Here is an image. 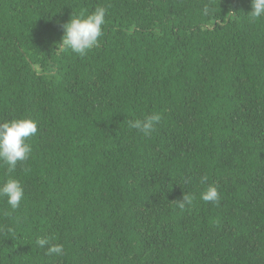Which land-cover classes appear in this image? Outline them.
<instances>
[{"label": "trees", "instance_id": "obj_1", "mask_svg": "<svg viewBox=\"0 0 264 264\" xmlns=\"http://www.w3.org/2000/svg\"><path fill=\"white\" fill-rule=\"evenodd\" d=\"M98 6V46L62 50V25ZM252 10L0 0V124L38 126L26 162L9 173L0 160V187L24 189L16 210L0 196V264H264V15ZM153 112L150 135L129 127ZM209 185L218 205L201 199ZM184 193L195 200L181 211Z\"/></svg>", "mask_w": 264, "mask_h": 264}, {"label": "clouds", "instance_id": "obj_2", "mask_svg": "<svg viewBox=\"0 0 264 264\" xmlns=\"http://www.w3.org/2000/svg\"><path fill=\"white\" fill-rule=\"evenodd\" d=\"M252 11L249 13L250 21L254 22L264 15V0H252ZM209 11L208 6L204 8V13ZM106 8L96 7L95 11L85 17L84 13L79 16H71L68 23L62 25L64 35L59 44L62 50H71V52L84 57L87 52L95 46H98L99 39L103 35V25L105 24ZM159 113L153 112L146 115L143 119L128 121L130 128L141 131L145 136L150 135L155 130V125L161 121ZM37 122L32 119H12L11 121L0 124V160L8 166V172L16 169L17 164H23L29 159L32 151L29 140L37 133ZM25 171L30 169L25 168ZM207 181V176L201 177V183ZM0 196L7 197V203L13 210L20 207L24 198V189L16 179L9 178L0 187ZM201 199L204 202L219 203L220 194L214 185H209L201 193ZM195 197L190 194L183 195L182 199L177 200L176 204L181 211L185 210L186 205H191ZM10 215V213H5ZM9 233L13 229H7ZM36 244L43 248L48 247L46 255L63 254V245L52 243L48 237H39Z\"/></svg>", "mask_w": 264, "mask_h": 264}]
</instances>
